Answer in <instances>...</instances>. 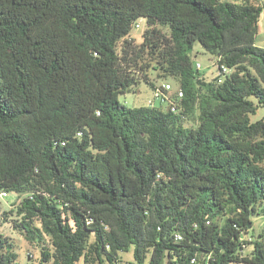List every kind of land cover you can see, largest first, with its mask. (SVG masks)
Returning a JSON list of instances; mask_svg holds the SVG:
<instances>
[{
	"label": "trees",
	"instance_id": "trees-1",
	"mask_svg": "<svg viewBox=\"0 0 264 264\" xmlns=\"http://www.w3.org/2000/svg\"><path fill=\"white\" fill-rule=\"evenodd\" d=\"M263 10L0 0V193L19 197L0 217L17 218L40 264H264V236L250 235L264 215V118L252 121L264 109ZM196 44L229 73L202 76ZM169 79L177 91L156 84ZM141 84L169 101L120 102ZM12 240L0 232V264H18Z\"/></svg>",
	"mask_w": 264,
	"mask_h": 264
},
{
	"label": "rangeland",
	"instance_id": "rangeland-1",
	"mask_svg": "<svg viewBox=\"0 0 264 264\" xmlns=\"http://www.w3.org/2000/svg\"><path fill=\"white\" fill-rule=\"evenodd\" d=\"M140 23L141 28H134L131 33L132 37L135 38L137 41L141 39L143 33L147 29V24L145 20L141 21ZM256 42L259 47L261 46V48H264V10L260 18L259 32L257 35ZM192 55L195 68H197L198 64H201L202 68L199 70L201 75L204 76L208 81L213 80V78H215L218 73L216 58L206 52L200 44L195 45ZM165 83L172 85V92L177 91L178 87L174 80L169 79L156 81V84L158 86L163 85ZM152 101H154L156 105L159 104L157 100H154V92L146 84H141L136 90V92L120 96V102L129 108L149 106L150 102ZM262 118H264V109H260L257 115L252 116V121L255 122ZM18 200L19 197H17L15 194H10L6 198H0L1 210L9 211L10 208L14 205V203H16ZM16 219L17 218L15 216H10L8 217V220H6L4 216H1L0 232L13 239L12 242L15 244V250L19 256L17 261L18 264H40V252L38 247L34 244H30L25 239V237L22 236L20 232L13 227V220ZM252 221L254 225L250 235L258 236L259 234H263L264 236V215L254 216L252 218ZM251 252L252 247H249L244 254L248 255ZM132 259V254H122V264H129ZM77 264H85L84 259L80 260Z\"/></svg>",
	"mask_w": 264,
	"mask_h": 264
},
{
	"label": "built area",
	"instance_id": "built-area-1",
	"mask_svg": "<svg viewBox=\"0 0 264 264\" xmlns=\"http://www.w3.org/2000/svg\"><path fill=\"white\" fill-rule=\"evenodd\" d=\"M136 28L137 29H140L141 28V23H138L136 24ZM202 68L201 64H198L197 65V69L200 70ZM223 69V70H221ZM229 73V70L225 67H222V68H218V73L217 75L218 76H221L222 74H228ZM165 89L167 91H171L172 90V86L167 84L165 85ZM183 94L182 93H179V97H182ZM169 95H166L162 92V90L158 89L156 92H154V100L158 101L159 103H167L169 101ZM151 104L154 103V101L150 102ZM175 110V109H173ZM10 195V193H6V192H3V193H0V198H6ZM17 196V195H16ZM178 238H181L178 236Z\"/></svg>",
	"mask_w": 264,
	"mask_h": 264
},
{
	"label": "crops",
	"instance_id": "crops-1",
	"mask_svg": "<svg viewBox=\"0 0 264 264\" xmlns=\"http://www.w3.org/2000/svg\"><path fill=\"white\" fill-rule=\"evenodd\" d=\"M261 47V46H260Z\"/></svg>",
	"mask_w": 264,
	"mask_h": 264
}]
</instances>
